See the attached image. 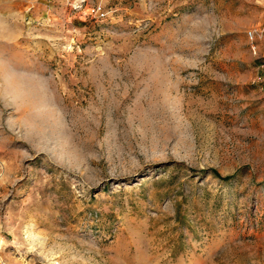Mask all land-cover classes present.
I'll return each instance as SVG.
<instances>
[{
	"label": "rangeland",
	"instance_id": "obj_1",
	"mask_svg": "<svg viewBox=\"0 0 264 264\" xmlns=\"http://www.w3.org/2000/svg\"><path fill=\"white\" fill-rule=\"evenodd\" d=\"M0 264H264V0H0Z\"/></svg>",
	"mask_w": 264,
	"mask_h": 264
},
{
	"label": "built area",
	"instance_id": "obj_2",
	"mask_svg": "<svg viewBox=\"0 0 264 264\" xmlns=\"http://www.w3.org/2000/svg\"><path fill=\"white\" fill-rule=\"evenodd\" d=\"M95 12H96L97 14H99L100 16L103 15V12H102V10H101L100 7H97ZM248 34H249L250 37H253V34H252L251 31H249Z\"/></svg>",
	"mask_w": 264,
	"mask_h": 264
}]
</instances>
